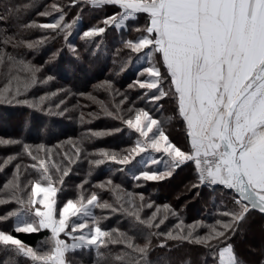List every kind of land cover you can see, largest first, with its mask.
Instances as JSON below:
<instances>
[{
	"label": "snow or ice",
	"instance_id": "6c2138e0",
	"mask_svg": "<svg viewBox=\"0 0 264 264\" xmlns=\"http://www.w3.org/2000/svg\"><path fill=\"white\" fill-rule=\"evenodd\" d=\"M40 7V0H7L0 10V80L5 81L0 87V104L26 106L49 116L70 111L76 93L46 89L54 79L46 69L59 59L63 48L39 65L28 54L49 39L62 38L79 60V50L68 38L85 8L115 9L82 31L81 39L92 54L93 48L99 51L97 41L103 40L109 28L123 31L126 22L145 14L144 24L134 29L138 35L122 40L117 55L126 49L129 61L135 54L147 66H142L129 85L136 89L135 97L120 92L111 80L98 86L107 100L80 93L99 108L97 113H88L90 118L103 114L116 124L69 139L71 154L67 148H50L43 142L0 138V149L13 150L0 156V173L10 170V178L0 186V208L4 209L0 214V264H21V260L23 264H73L78 253L93 252L92 264H174L169 257L152 258L157 248L169 249L168 241L203 249L198 264H246L237 255L236 241L247 231L253 213L264 216V0H68L45 4L43 11H36ZM72 9L78 11L69 23ZM33 11L50 17V22L26 19ZM37 29L44 35L29 38ZM42 87L43 94L29 99L33 90ZM165 104L170 105V115L164 119L154 116L153 111L160 115L168 111ZM79 119L82 124L91 123L83 113ZM166 122L179 125L184 147L171 139ZM124 133L136 137L124 148L88 151L84 144ZM137 157L143 165L133 174L137 182H161L177 170L190 168L191 188L216 191L219 186L228 199L211 223L185 225L181 220L174 229L164 231L161 225L169 216L179 218L171 205L144 203L142 194L141 203L136 204L135 195L111 178L91 182L94 168L110 164L117 172L131 171L128 166ZM81 161L89 164L85 179L75 197L58 204L65 178ZM86 185L99 191L86 195ZM104 192L112 202L103 199ZM144 208L155 210L144 216ZM95 209L121 214L127 219V230L103 228L102 221L108 217H97ZM43 233L36 247L20 238ZM257 264H264V249Z\"/></svg>",
	"mask_w": 264,
	"mask_h": 264
},
{
	"label": "trees",
	"instance_id": "16d2710c",
	"mask_svg": "<svg viewBox=\"0 0 264 264\" xmlns=\"http://www.w3.org/2000/svg\"><path fill=\"white\" fill-rule=\"evenodd\" d=\"M16 2L25 3L27 2V0H16ZM53 2L66 4L68 0H40L41 7L37 9L36 11H43L44 10L43 5L51 4ZM4 3H7V0H0V10H2ZM108 8H105L102 11H91L85 8V10L83 11L82 15L79 18V23H78L80 25L81 24L83 25L78 29L77 25L75 24L73 25L71 29V32L68 38L69 43L74 45L79 50L80 59H82L83 61H80V59L77 60L74 57L73 53L69 51L68 47L65 45V42L62 38L55 39V40L49 39V41L45 43L44 45H41L37 51L28 54V59L34 60V63L39 65V64H43L49 58L52 52L56 51L59 48H63V52L60 54L59 59L54 64L48 65L46 69V74L52 75L54 77L53 81L49 85L46 86L47 90L55 91L57 89H71L72 92L77 94L78 92L82 90H86V88L91 84V83H87L85 85H80V83L77 80L72 79L73 76L67 77L66 72H68V68L66 67L65 62H67L69 59H76L77 66L78 65L81 66V69L82 68L87 69L88 66H90L87 60L91 61L92 65H95V66L98 65V73H96L95 79H97L100 82H105L104 80L112 79L115 84H119V86H122L124 85L125 82L128 81V79L125 78L126 71L124 72V70H121L120 73L117 75H114V74L110 75V73H108V70L110 68L115 67V68L121 69L122 67L121 63H125V65L128 63V62L126 63V61L128 60V54H127L126 49H124L122 55H119V56L117 55V50L122 49L123 45H121L120 48L115 49L116 51L110 50V51H107L105 55L100 56V54L98 53V51L95 50V48H93V52H95V54H92L91 52L87 51L84 40L81 39V33L83 30H86L87 28H90L94 24H96L97 19L99 17L109 15L110 11L108 10ZM36 11L27 13L25 18L28 20H36L38 23L50 22V19H51L50 17H40L36 14ZM77 11L78 9H72L68 12L67 20L69 23H71L73 19L76 18ZM85 12H89L87 16L84 15ZM53 15H55V13H53ZM142 15H145V14H138V20H139V17H141ZM133 25L136 27L142 26L140 20H139V23L135 22V24ZM116 31H119V30L113 29V28L108 29L107 34L104 36L102 40L103 44L100 45L101 47L99 48V50H101L102 47L107 46L106 44H110L112 39L116 40V37L118 36V34L115 33ZM131 31L132 29L130 28L127 31H125V33L127 34V33H130ZM43 35L44 33L38 29L32 30L29 33V38L40 39ZM120 43H121V40H120ZM115 46L116 45H114V48H116ZM134 56L135 54H133L131 57V63L133 62V60L136 59L135 58L136 56L135 57ZM114 58L118 59V61H112V59ZM53 72L54 73L56 72V74L54 75ZM1 81L2 82H0V86L3 87L5 81L4 80H1ZM44 90H45L44 87L33 90V93L29 95V99H32L34 96L43 94ZM102 94L103 95H99V94L96 95L97 98L102 99V100H107L106 94L104 92ZM129 95L132 97H135L136 91L131 90L129 92ZM76 99L79 101V97H76ZM77 100L75 102V99H74L72 103L69 105L70 111L67 112L68 118L65 117L66 115L65 116L64 115L49 116L46 114V112L45 113L37 112L26 106L15 105V104H0V136H13L15 138L23 139L28 143H37V142L52 143L55 141L64 140L65 138H68L71 135L76 136V138H80L82 134L88 132L89 130H93L92 127L94 129H109L116 124V122L113 120H110L109 122L104 121L105 123H98V121L96 120L95 121L91 120V123L82 124L79 119L81 115L80 113L81 111L78 108ZM74 105L76 106L75 108H73ZM106 118L107 117H105L103 120H106ZM47 119L51 120V124L54 122V125H56L58 128L60 126V128H62V131L57 132V133L50 132L51 133L50 136L41 137L42 129L40 127L48 126L47 124L49 122ZM89 119L91 118L85 116V120H89ZM30 121H34V122L36 121L38 123V126L35 125V123H32L30 124V126L27 127V124ZM49 131H52L50 127H49ZM126 134L127 133H124L122 136L117 138V141L115 143L113 142V146L115 149L127 147L133 142L132 137H129ZM30 135H34V137H30ZM95 140L99 142V144H97L99 147H108V143H100V139L98 138ZM92 142L90 140H85L84 142L85 147L88 151L91 150V147H89V145ZM114 168L115 166L110 165V164H105V165L99 166L98 168H94L92 171L91 182L93 184H96V183L102 182L103 179L111 178L114 182H116V184L118 183L122 187L123 190H127L128 193L135 195L136 204L141 203V201L139 200L138 194L143 193V194H146V196L144 195V201L148 200L155 205L169 204L171 205L172 208L177 207L176 201L178 200L172 199L173 194H170V191L163 193V196H159V195L155 196V193H149V191H147L148 192L147 194V192L146 193L144 192V187H142L143 183L141 181L137 182L131 176L122 177L120 175H113L111 171L114 170ZM75 169H76L75 171L80 172L81 175L74 177V179L71 178L70 176L65 178L66 182H65V185L63 186V188H65L66 190L65 195H63L65 199L75 197L77 186L82 182V180L85 179L86 174L89 171V164L87 163V161H81L80 163H78V166H75ZM185 169L188 170V172L181 176L179 182L184 187H187L193 190V192L198 191L199 196L195 198V200L192 202V204L189 207L184 206L181 208L180 206L181 204H179V206L176 209L177 214L183 222H189L187 225L192 224L195 221H203L205 223H211L213 221L214 214H215L214 210H218L220 206L222 205V203L226 202L228 198L226 195H224L225 197L219 198L218 201H221V204L218 206L217 209L216 208L211 209V207L202 206L201 205L203 203L202 195L206 193H214V191L206 189V187H201L199 189L191 188L190 185H191V182L194 180V176L191 172H189V170H191L190 168H185ZM182 171L177 170L173 178L177 177V175H179ZM75 179H78V180H75ZM5 181L6 180L3 179V183ZM85 188H86V192H85L86 195H87V192L92 191V190L99 191L98 189H91L87 185L85 186ZM216 190H218L219 192H222L219 186H217ZM102 196H103V199L109 200L110 202L111 197L109 194L104 192L102 193ZM185 198L182 197V201ZM61 200H62V197L60 196L59 201L61 202ZM209 202L211 204V200ZM215 202H217V200H215ZM100 210L101 209H96L98 213H100ZM154 210L155 209L144 208L142 215L144 216L150 215L151 212ZM3 211L4 209L0 208V214H2ZM194 212L196 213L195 215H194ZM251 218H253V223H252L253 225L254 224L258 225L260 224V222L264 221V216H261L258 212L253 213ZM167 221L173 223L174 225L173 226H170L168 224L161 225V228L164 231L174 229V226L178 223L177 216H169L167 218ZM190 221H193V222H190ZM253 225L249 227V229L252 232L254 231ZM113 227H119L121 230H127L128 228L126 223H112L111 225L109 224L105 226V229H111ZM245 227L248 228V225H246ZM263 227H264V222H263ZM45 235L46 233L33 234L31 236L21 235L20 238L23 239L29 245L36 247L37 241L43 240ZM245 239H246V235L243 234L236 241L238 254H239L240 248L244 249L246 245ZM153 243L156 244L157 241H153ZM168 245H169L170 251L169 249L157 248L155 251H153L152 258L155 260L159 256L169 257L174 261V264L175 262H178V261L191 259L193 261V264H198V261L200 259V253L203 251V249H200L197 246H192V245H187V244H185L184 246H180V245H177L173 241H168ZM76 256H78L86 264H92V256H94V252L92 254H85V255H80L78 253ZM256 256L258 257L259 255H256ZM242 258L246 261V263L248 262V264H257L258 262L257 261L256 263H253L247 260L246 258H244L243 256ZM21 264H23V260H21Z\"/></svg>",
	"mask_w": 264,
	"mask_h": 264
},
{
	"label": "rangeland",
	"instance_id": "374dc122",
	"mask_svg": "<svg viewBox=\"0 0 264 264\" xmlns=\"http://www.w3.org/2000/svg\"><path fill=\"white\" fill-rule=\"evenodd\" d=\"M109 15L112 14V12L115 11V9L113 8H108ZM112 11V12H111ZM89 12H85L84 15L87 16ZM144 16L142 15L141 17H139V20L141 21V24H144ZM104 16L99 17L97 19V23L99 20L103 19ZM139 20L137 18V20L133 21V20H129L128 22H126L127 27L124 29L125 31H127L128 29H132V31L130 33H125V31H116L115 33L118 34V36L116 37V40H111L110 44H106L107 46L102 47L101 50L98 51V53L100 54V56L105 55L107 53V51L113 50L116 51L115 49H118L121 47V43L120 40H128V39H134L138 33H136L134 31L135 27L133 24L139 23ZM79 23V21H78ZM76 24L78 29L83 25V24ZM82 35V33H81ZM98 43L103 44L102 41L98 40ZM114 45H116L114 48ZM101 47V46H100ZM135 57V56H134ZM136 58V57H135ZM126 59V58H124ZM134 59V58H133ZM80 61H83L82 59H80ZM112 61H118V59L114 58L112 59ZM123 61V60H122ZM88 64L90 66H88L87 69H81V66H77V60L76 59H69L67 62H65L66 67L68 68V72L67 73V77H71L73 76L72 79L77 80L80 85H85L87 83H91L86 90H82L80 92H78L75 96V102L76 97H79V101L77 100L78 103V108L81 111L80 113H83L86 117L88 116V113H97L99 112V108L96 104H93L91 101H89L86 97V95L82 96L80 95V93H92L93 95H103L102 93L104 92L102 88L98 87L99 85H101L103 82L98 81L97 79H95L96 77V73H98V65H92L91 61L87 60ZM127 64L125 65V63H121L123 67L124 72L126 73V79H128L127 82L124 83V85L119 86V84H115V87L120 91V92H126L129 94V92L131 90L136 91V89H129V85H131L133 83V81L137 78L138 72L141 70L142 66H147L146 62L144 60H133V62L131 63V61L127 60ZM87 67V66H86ZM122 68V67H121ZM121 71V69L112 67L108 70V73L117 75L119 74ZM53 74L55 75L56 72ZM52 76V75H51ZM111 81H113L112 79H110ZM104 81H108V80H104ZM0 82H2L0 80ZM1 87V86H0ZM97 97V96H96ZM83 98V99H82ZM102 100V99H99ZM76 106L74 105L73 108H75ZM165 108L168 109L167 112H165L163 115H160L158 112L153 111V115L154 116H159L161 119H164V116L166 115H170V105L169 104H165ZM70 109V108H69ZM72 109V108H71ZM78 110V109H77ZM66 115V116H65ZM65 117H67V112L64 114ZM106 116H104L103 114H101L98 118H91V120H96L98 121V123H105L106 121L109 122L111 119L106 118V120H103ZM68 118V117H67ZM90 118V117H89ZM48 120V126H41L40 128L42 129V134L41 137H45V136H50L51 133H57L62 131V128H59L54 125V122L51 124V120ZM105 121V122H104ZM28 123V122H27ZM35 123V125L38 126V123L35 121H30L27 124V127L30 126V124ZM49 127L52 129V131H49ZM179 126L177 124H175V122H173V124L169 125L167 122L165 123V130L166 132H170L171 133V139L178 143L181 147H184V135L182 133H180L178 131ZM93 130L96 131H104L106 129H94L92 127ZM172 129V130H171ZM51 132V133H50ZM127 136H129V134H126ZM30 137H34V135H30ZM36 137V136H35ZM133 141L136 139L135 136H131ZM0 138H15L13 136H0ZM72 139L75 140L77 139L76 136L71 135L68 138H65L64 140L61 141H55L52 143H45L48 147L50 148H55L56 146H60L62 149L67 148L69 154L72 153L73 149L70 145H68V140ZM100 139V143H108V147H99L97 144H99V142H97L95 139L94 140H90L92 143H90L89 147H91L90 151H93L94 149H115L113 146V142L115 143L117 141V137H113V136H104ZM37 143H41V142H37ZM37 143H31V144H37ZM44 143V142H43ZM13 151L12 149H0V156H4L6 155V153ZM144 155V159H147V154H143ZM137 161H140V157H137L136 161H133L132 165H129L128 168L131 169V171H122V172H117L114 168V170H112V174L113 175H120L122 177L125 176H131L133 177V174L137 172V170L139 168H141L143 165L141 163H137ZM78 166V165H77ZM161 168H163V164L160 165ZM77 169V168H76ZM75 166L73 168L72 173L70 174V177L74 179V177L80 176V172H76L75 170ZM188 170H184L182 171L179 175H177V177L175 178H171L168 180H164L161 182H144L141 181L142 187H144V192L146 193L147 191H149V193H155V196L159 195V196H163V193L165 192H169L170 194H173L172 199L173 200H178L177 202V207L179 206V204H181V208L184 206H190L192 204V202L195 200L196 197L199 196V192H193V190L184 187L180 182V178L183 174L187 173ZM189 172L192 173L191 170H189ZM7 178H10V170L7 173H0V186L3 185V179L6 180ZM109 179V178H107ZM107 179H103V181H106ZM78 180V179H75ZM102 181V182H103ZM116 183V182H115ZM118 184V183H117ZM136 184V183H135ZM119 185V184H118ZM206 189L211 190L210 188L206 187ZM127 193L128 191L125 190ZM66 190L65 188H63V192L62 193H58V204L61 203L59 201V197H62V200L65 199V197H63V195H65ZM160 193V194H159ZM144 197V195L146 196V194L141 193ZM148 194V192H147ZM140 195V194H138ZM225 194L223 192H219L218 190L214 191V193H206L204 195H202V200L203 203L201 204L202 206L205 207H211V209L213 208H218V206L221 204V201H218L219 198L225 197ZM182 197L185 198L182 201ZM61 200V201H62ZM211 200V204L210 201ZM217 200V202H215V204L213 203V201ZM110 202H112L110 200ZM144 203H152L148 200H145ZM177 207L173 208L175 210V212L177 213L176 209ZM104 211V212H102ZM106 211V212H105ZM217 210H214V212H216ZM196 213L194 212V215ZM95 215L97 217H101V216H106L108 217V219L102 221V227L105 228V226L107 225H111L112 223H126L127 227H128V223H127V219L125 217H123L121 214L117 213V214H111L109 210L104 209V210H100V213H98L95 209ZM179 217V216H178ZM180 218H177V222L179 223L181 221H179ZM193 222V221H190ZM264 222V221H263ZM263 222H260V224H252L253 223V218L250 217V220L248 222V228L247 231L244 233L246 235V245L243 248H240L239 250V254L237 253V255L240 257V259L244 260L242 258V256L244 258H246L247 260L256 263L259 259H260V250L264 249V227H263ZM170 223V224H169ZM189 222H184L185 225H187ZM165 224H168L170 226H173L174 224L171 222H168L167 219L165 220ZM254 227V231L252 232L249 227L252 226ZM256 255H259L258 257ZM245 261V260H244ZM246 262V261H245ZM73 264H86L85 262H83L78 256H74L73 257ZM248 264V262L246 263Z\"/></svg>",
	"mask_w": 264,
	"mask_h": 264
}]
</instances>
